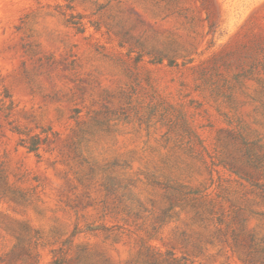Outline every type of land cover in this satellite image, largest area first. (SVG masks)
<instances>
[{
    "label": "rangeland",
    "instance_id": "rangeland-1",
    "mask_svg": "<svg viewBox=\"0 0 264 264\" xmlns=\"http://www.w3.org/2000/svg\"><path fill=\"white\" fill-rule=\"evenodd\" d=\"M263 247L264 0H0V264Z\"/></svg>",
    "mask_w": 264,
    "mask_h": 264
},
{
    "label": "trees",
    "instance_id": "trees-1",
    "mask_svg": "<svg viewBox=\"0 0 264 264\" xmlns=\"http://www.w3.org/2000/svg\"><path fill=\"white\" fill-rule=\"evenodd\" d=\"M257 252V251H256ZM258 252H260V253H262V254H264V247L263 248H261ZM262 264L264 263V262H261Z\"/></svg>",
    "mask_w": 264,
    "mask_h": 264
}]
</instances>
